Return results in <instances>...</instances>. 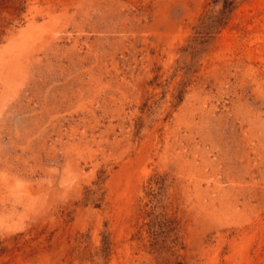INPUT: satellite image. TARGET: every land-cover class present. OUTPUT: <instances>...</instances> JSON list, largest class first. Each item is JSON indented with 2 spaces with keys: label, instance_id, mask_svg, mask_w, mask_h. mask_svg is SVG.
Listing matches in <instances>:
<instances>
[{
  "label": "rangeland",
  "instance_id": "1",
  "mask_svg": "<svg viewBox=\"0 0 264 264\" xmlns=\"http://www.w3.org/2000/svg\"><path fill=\"white\" fill-rule=\"evenodd\" d=\"M0 264H264V0H0Z\"/></svg>",
  "mask_w": 264,
  "mask_h": 264
}]
</instances>
